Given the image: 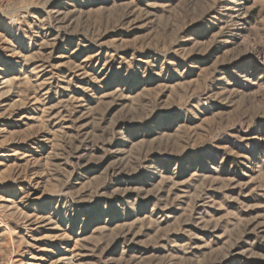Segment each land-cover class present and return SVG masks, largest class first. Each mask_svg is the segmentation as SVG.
I'll list each match as a JSON object with an SVG mask.
<instances>
[{"label": "rangeland", "instance_id": "374dc122", "mask_svg": "<svg viewBox=\"0 0 264 264\" xmlns=\"http://www.w3.org/2000/svg\"><path fill=\"white\" fill-rule=\"evenodd\" d=\"M0 264H264V0H0Z\"/></svg>", "mask_w": 264, "mask_h": 264}]
</instances>
